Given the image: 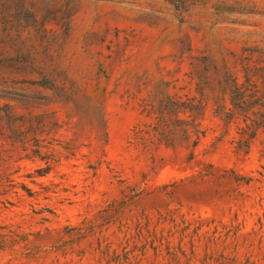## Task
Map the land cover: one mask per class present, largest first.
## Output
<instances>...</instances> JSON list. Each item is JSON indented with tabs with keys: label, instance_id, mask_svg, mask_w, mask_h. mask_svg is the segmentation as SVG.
I'll use <instances>...</instances> for the list:
<instances>
[{
	"label": "rangeland",
	"instance_id": "374dc122",
	"mask_svg": "<svg viewBox=\"0 0 264 264\" xmlns=\"http://www.w3.org/2000/svg\"><path fill=\"white\" fill-rule=\"evenodd\" d=\"M0 264H264V0H0Z\"/></svg>",
	"mask_w": 264,
	"mask_h": 264
},
{
	"label": "trees",
	"instance_id": "16d2710c",
	"mask_svg": "<svg viewBox=\"0 0 264 264\" xmlns=\"http://www.w3.org/2000/svg\"><path fill=\"white\" fill-rule=\"evenodd\" d=\"M193 114V113H192ZM228 120H229V116L226 117ZM197 124H194V127H196ZM257 127V126H256ZM256 127H255V130H256ZM189 130L188 129H184V133H187ZM196 132H199V131H196Z\"/></svg>",
	"mask_w": 264,
	"mask_h": 264
}]
</instances>
